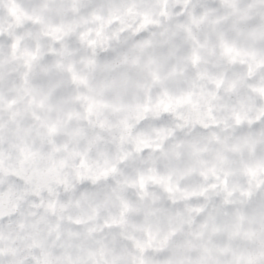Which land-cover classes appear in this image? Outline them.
Here are the masks:
<instances>
[{
	"label": "clouds",
	"instance_id": "obj_1",
	"mask_svg": "<svg viewBox=\"0 0 264 264\" xmlns=\"http://www.w3.org/2000/svg\"><path fill=\"white\" fill-rule=\"evenodd\" d=\"M0 264H264V0H0Z\"/></svg>",
	"mask_w": 264,
	"mask_h": 264
}]
</instances>
